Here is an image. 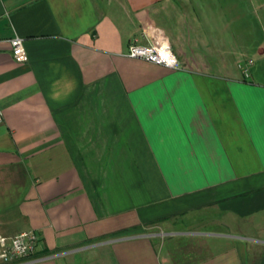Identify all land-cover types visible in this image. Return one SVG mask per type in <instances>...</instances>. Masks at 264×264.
<instances>
[{"label": "crops", "instance_id": "1", "mask_svg": "<svg viewBox=\"0 0 264 264\" xmlns=\"http://www.w3.org/2000/svg\"><path fill=\"white\" fill-rule=\"evenodd\" d=\"M0 108L17 264H264V0H0Z\"/></svg>", "mask_w": 264, "mask_h": 264}, {"label": "built area", "instance_id": "2", "mask_svg": "<svg viewBox=\"0 0 264 264\" xmlns=\"http://www.w3.org/2000/svg\"><path fill=\"white\" fill-rule=\"evenodd\" d=\"M11 52L18 62L27 60V54L23 45V39L15 36L10 39ZM126 55L141 58L150 62L164 65L169 68H179V62L171 47L165 40H155L150 44L142 45L131 43ZM244 75H248V66H240ZM3 113L0 108V122ZM37 246V234L32 230L21 231L17 234L6 236L0 234V262L2 264H17L21 259L32 257Z\"/></svg>", "mask_w": 264, "mask_h": 264}, {"label": "rangeland", "instance_id": "3", "mask_svg": "<svg viewBox=\"0 0 264 264\" xmlns=\"http://www.w3.org/2000/svg\"><path fill=\"white\" fill-rule=\"evenodd\" d=\"M170 224H171V223H170ZM170 224L167 223L166 225H164V228L161 229V230L166 231V230H168V229H171L172 226H171ZM173 226H174V225H173ZM175 226H177V227H181V226H183V225L177 224V225H175ZM175 226H174L173 228H177V227H175ZM149 230H152V231H154V230L160 231V228H159V227L152 226V227L149 228Z\"/></svg>", "mask_w": 264, "mask_h": 264}]
</instances>
